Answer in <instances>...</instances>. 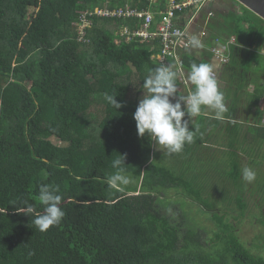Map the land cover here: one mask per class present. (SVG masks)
I'll use <instances>...</instances> for the list:
<instances>
[{
    "label": "trees",
    "instance_id": "1",
    "mask_svg": "<svg viewBox=\"0 0 264 264\" xmlns=\"http://www.w3.org/2000/svg\"><path fill=\"white\" fill-rule=\"evenodd\" d=\"M126 3L138 9L166 7L165 0H0V264H264V256L250 253L232 224L214 211L210 193L202 196L198 173L186 168L201 160L198 151L208 152L214 144L207 115L198 116L190 129H195L194 140L180 153L155 151L148 135L138 136L133 113L146 92L143 81L149 70L163 66L152 57L159 52L158 39L123 40L119 29H135L136 17H93L87 41L76 39L78 11ZM206 5L200 16L211 10L213 15L204 24L208 36L203 44L235 37L228 61L218 66V81L232 89L225 90L224 118L215 122L228 139L223 153L234 152L222 172L234 186L230 199L243 210L242 173L232 149L239 138L251 140V151L264 140V126L257 125L264 117L259 105L264 93L245 99L257 91L255 82L264 92V20L252 12L247 17L224 14ZM194 51L188 49L181 58L186 72L199 64L190 55ZM204 51L200 59L208 63L205 57L212 54ZM105 94L116 96L122 107L110 105ZM243 121L249 123L244 127ZM182 153L184 169L166 164ZM119 154L125 156L126 174L137 179L123 192L106 182ZM45 183L58 188L65 215L40 232L31 217L16 209L27 200L42 212L38 194ZM170 187L218 219L213 240L197 228L180 233L169 222L159 197ZM255 207L259 214L260 204ZM260 217L264 224L263 212Z\"/></svg>",
    "mask_w": 264,
    "mask_h": 264
},
{
    "label": "rangeland",
    "instance_id": "2",
    "mask_svg": "<svg viewBox=\"0 0 264 264\" xmlns=\"http://www.w3.org/2000/svg\"><path fill=\"white\" fill-rule=\"evenodd\" d=\"M218 1L220 2L219 6L213 8L219 10L221 13L226 14L228 11H234V13H239L246 17L253 14V12L251 14L249 9V11L245 9L244 6L239 4L236 0ZM204 19L205 18L199 17L196 23H205ZM263 51L264 50H262V52ZM204 53H207V51L205 50ZM190 55L193 57V60L197 62L199 61V63L203 62L198 56H194L193 54ZM215 63L211 66L213 68V75L218 81L219 72L217 71L219 70V67ZM162 65L166 66L163 63ZM184 76L185 80H183L182 77H178L179 79L177 78V90L178 94L181 95H186L192 90V86L186 79V73H184ZM255 83L250 82L248 85L252 86L255 84L257 91L255 93L249 92L245 95V99L249 100L257 95L261 96V94L264 93L263 89L258 86V82ZM218 84L224 95L225 90H228V94L230 93L232 88L230 86L226 87V83H224V81L219 80ZM261 104H263L262 108H264V98L259 100V105ZM242 105L243 103L241 106ZM241 110L243 115L247 111L245 107H241ZM202 114L214 117V119H210L206 116L205 119L206 127L209 132L211 131V138L209 141L214 144L211 145L212 147L210 149L208 148V152H204L207 150L205 148L198 151L196 154L201 157V160L195 162V165H187L186 168L198 173L200 179H202L204 182L202 196L205 197L207 196V192L210 193L208 196L210 198V202L213 204L214 211H216L221 216H224V221L230 222L232 224L233 229H231V231L237 235L238 240L249 250L250 253L264 256V224L261 222L262 217H260V213H264V140L260 146V149L257 151H251L253 150L251 149L252 143L248 138L245 140L239 138V140L235 143L236 147L232 149L238 155L241 173L244 167H250L256 173V178L253 182L249 183L243 179L240 181L244 185L245 191L242 192V195L246 203L245 208L240 210L230 199L234 194L233 183L229 177L222 173L223 169H225V162L234 152L228 151L225 154L223 153V150H228V147H226L224 144L227 143L228 139L220 134V123L215 122L216 118L214 113L205 109L202 111ZM248 118L249 122L253 123L254 117L252 110L248 112ZM185 119H187V117H185ZM198 119V116L191 118L190 129L194 128L193 125L194 123L198 122ZM249 122L243 121V126L245 127ZM223 124L224 121H222V125ZM257 125L261 127L264 126V117L261 118ZM51 139L57 144L61 143L57 138L51 137ZM153 148L158 152L164 150L160 149L159 146H155L154 143ZM185 157L186 155L182 153L181 156L176 155L177 159L168 160V163H165L167 165L174 164V166L178 169H184L183 162ZM226 169H228V167ZM130 177L133 179V183L125 188L127 190H131L137 184V179L133 178L132 176ZM177 189H179V187ZM247 189L252 190V192H249ZM162 192L163 194L159 197V201L163 202L164 205L162 210L166 214L170 215L169 222L172 225H176L180 233H183L187 227L193 229L197 228L204 233V238L207 240L214 239V233L217 231L218 219L211 218L207 212L200 211L196 204H193L190 199L182 196V194H180L179 191H176L174 187L164 189ZM258 203L260 204L259 214L257 213V210H255V206ZM240 211H242V213ZM211 242L212 241H208L209 245H211Z\"/></svg>",
    "mask_w": 264,
    "mask_h": 264
},
{
    "label": "clouds",
    "instance_id": "3",
    "mask_svg": "<svg viewBox=\"0 0 264 264\" xmlns=\"http://www.w3.org/2000/svg\"><path fill=\"white\" fill-rule=\"evenodd\" d=\"M209 12H211L210 16L213 15L211 10L206 12L202 18L207 17ZM199 17L201 16L198 13L197 20ZM204 24L201 23V28H204ZM207 36L201 41L199 36L192 35L188 41L190 45L188 49L201 48ZM228 37L231 36L224 39ZM203 50L206 49L203 48ZM212 61L214 64L215 61L213 59ZM212 64L194 62L190 65L188 72L185 71V73L192 90L186 95L178 94L176 78L179 75L172 67L160 66L149 70L143 81V88L146 92H143L133 113L138 136L144 137L147 134L155 146H159L160 149H165L168 153H180L185 144H191L194 140L195 129L190 130L192 117L201 115L202 111L207 109L214 113L216 119L222 120L228 109L224 93L220 90L218 81L213 75ZM115 97L105 94L104 98L110 105L119 109L122 105L117 102ZM124 164H126L125 156L122 154L112 161L115 171L106 180L110 189L123 192L128 185L133 183V179L126 174L125 168L122 167ZM255 178L256 173L252 168L244 167L242 169L244 181L251 183ZM38 200L43 206L42 212L27 200L24 201V206L17 208L16 211L31 217L35 228L40 232H45L50 227L58 225L65 215L60 207L62 196L57 187L45 183L39 187Z\"/></svg>",
    "mask_w": 264,
    "mask_h": 264
},
{
    "label": "built area",
    "instance_id": "4",
    "mask_svg": "<svg viewBox=\"0 0 264 264\" xmlns=\"http://www.w3.org/2000/svg\"><path fill=\"white\" fill-rule=\"evenodd\" d=\"M159 1L161 0H148L149 3L154 4L159 3ZM212 1L214 0H165L166 7L156 10L151 8L150 5L147 8L138 9L127 4L125 7L113 9L105 6L87 8L78 12L74 22L76 39L87 41L86 28L92 25L93 17H136L138 26L135 29H131L127 25L121 26L119 29L120 37L125 41H130L133 37H140L146 41L158 39L159 52L153 54L152 57L157 58L166 66L172 67L177 75L185 80V68L181 58L190 47L188 41L192 35L199 36L201 41L207 36L206 30L196 22L201 8ZM176 11L179 13L176 14ZM210 14L211 12L205 17V22L209 19ZM193 25L198 29L191 31ZM234 42L235 38L233 36L226 39L215 37L210 45H202L201 48L208 50L212 54V59L216 62V65L220 66L228 61L229 44ZM168 58H173L174 61L170 63Z\"/></svg>",
    "mask_w": 264,
    "mask_h": 264
},
{
    "label": "water",
    "instance_id": "5",
    "mask_svg": "<svg viewBox=\"0 0 264 264\" xmlns=\"http://www.w3.org/2000/svg\"><path fill=\"white\" fill-rule=\"evenodd\" d=\"M236 1L264 20V0H236Z\"/></svg>",
    "mask_w": 264,
    "mask_h": 264
},
{
    "label": "crops",
    "instance_id": "6",
    "mask_svg": "<svg viewBox=\"0 0 264 264\" xmlns=\"http://www.w3.org/2000/svg\"><path fill=\"white\" fill-rule=\"evenodd\" d=\"M222 2V1H221ZM214 3V4H213ZM216 3V4H215ZM219 1L218 0H216V1H213V2H211V3H208L209 5H211L212 7H214V8H216L217 6H219ZM209 5H206V6H209ZM210 7V6H209ZM203 8H205V6L203 7ZM202 8V9H203ZM202 14V10L199 12V16ZM195 49V51H194V55H196V56H198L199 58H202V51H203V48H194ZM206 58V60H207V62L208 63H210V64H212V59L211 58H208V57H205Z\"/></svg>",
    "mask_w": 264,
    "mask_h": 264
}]
</instances>
